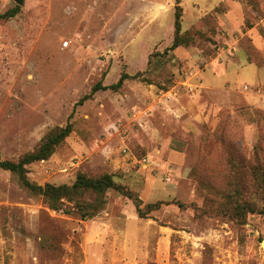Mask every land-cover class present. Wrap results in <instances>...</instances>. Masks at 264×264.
Returning a JSON list of instances; mask_svg holds the SVG:
<instances>
[{
    "label": "rangeland",
    "instance_id": "374dc122",
    "mask_svg": "<svg viewBox=\"0 0 264 264\" xmlns=\"http://www.w3.org/2000/svg\"><path fill=\"white\" fill-rule=\"evenodd\" d=\"M176 6L0 0V14L17 9L0 22V160L17 162L71 122L51 157L26 167L28 180L111 174L146 213L111 190L82 220L1 171L0 264H264V215L221 213L236 176L264 172V0H182L192 43L168 53ZM139 72L79 104L96 84ZM243 188L264 208L263 189Z\"/></svg>",
    "mask_w": 264,
    "mask_h": 264
},
{
    "label": "trees",
    "instance_id": "16d2710c",
    "mask_svg": "<svg viewBox=\"0 0 264 264\" xmlns=\"http://www.w3.org/2000/svg\"><path fill=\"white\" fill-rule=\"evenodd\" d=\"M182 0H176L177 6L175 7V23H174V35L171 47L167 50L173 52L181 47L189 46L192 43V39L188 37L187 32L182 33V17L184 15L183 9L180 6ZM17 15V9L9 10L3 14H0V22L8 21L9 19ZM150 64V63H149ZM148 64V66H149ZM142 72L136 73L135 75H130L127 73H122L119 81L112 86H105L102 82L96 84L89 95L84 96L79 104L91 99L93 95L99 91H118L120 90L126 81L136 80L140 77ZM73 132V124L68 122L66 126L57 128L52 131L47 137L42 141L41 145L33 152L27 153L20 157L17 162L13 161H1L0 160V172L10 171L17 174L23 184L29 191L34 194L40 195L44 198L46 204L50 209L63 212L66 214L76 213L82 220H90L96 217L106 205V194L111 191H117L122 195L133 200L139 216L145 217L146 213L141 207L142 202L138 198V195L131 192L124 185L120 184L115 180V177L111 174H102L89 176L87 174H79L72 185H51L46 184L45 186H39L31 183L26 174V167L30 164L39 162L41 160H46L55 152V150L70 136ZM232 161H229V164ZM235 168V163L232 162ZM261 166H251V176L243 177L240 179L238 176L235 177L234 190H229L224 194L221 205V212L224 215H229L234 219L242 220L246 215L250 213H258L264 215V208L256 210V204L251 202L249 199L250 195L248 192L244 195L239 189L240 185L243 183V189L247 191L246 187L253 185L259 186V189L264 190V172ZM257 193V192H255ZM87 197H91V200H87ZM68 204H73L72 207L68 208ZM161 203L149 204L145 207L147 212H152L153 210L159 209ZM229 209V210H228ZM228 210V211H227Z\"/></svg>",
    "mask_w": 264,
    "mask_h": 264
},
{
    "label": "water",
    "instance_id": "95a60500",
    "mask_svg": "<svg viewBox=\"0 0 264 264\" xmlns=\"http://www.w3.org/2000/svg\"><path fill=\"white\" fill-rule=\"evenodd\" d=\"M16 1V3L18 4V5H21L22 4V0H15ZM262 246H263V248H264V241L262 242Z\"/></svg>",
    "mask_w": 264,
    "mask_h": 264
},
{
    "label": "built area",
    "instance_id": "2783aa9c",
    "mask_svg": "<svg viewBox=\"0 0 264 264\" xmlns=\"http://www.w3.org/2000/svg\"><path fill=\"white\" fill-rule=\"evenodd\" d=\"M69 46V43L68 42H65L64 43V47L67 48ZM245 88L247 89V86H245Z\"/></svg>",
    "mask_w": 264,
    "mask_h": 264
},
{
    "label": "crops",
    "instance_id": "0c3cea01",
    "mask_svg": "<svg viewBox=\"0 0 264 264\" xmlns=\"http://www.w3.org/2000/svg\"><path fill=\"white\" fill-rule=\"evenodd\" d=\"M258 70V69H257Z\"/></svg>",
    "mask_w": 264,
    "mask_h": 264
}]
</instances>
